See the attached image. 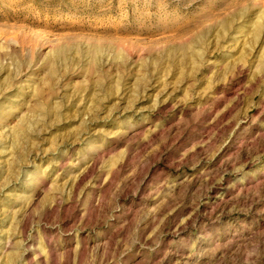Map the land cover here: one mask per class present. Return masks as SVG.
<instances>
[{"label": "rangeland", "instance_id": "rangeland-1", "mask_svg": "<svg viewBox=\"0 0 264 264\" xmlns=\"http://www.w3.org/2000/svg\"><path fill=\"white\" fill-rule=\"evenodd\" d=\"M0 264H264V0H0Z\"/></svg>", "mask_w": 264, "mask_h": 264}]
</instances>
